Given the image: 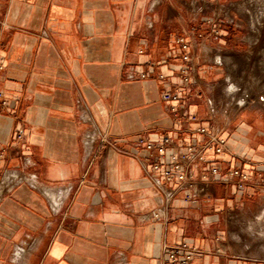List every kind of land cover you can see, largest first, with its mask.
<instances>
[{
    "label": "crops",
    "instance_id": "crops-1",
    "mask_svg": "<svg viewBox=\"0 0 264 264\" xmlns=\"http://www.w3.org/2000/svg\"><path fill=\"white\" fill-rule=\"evenodd\" d=\"M227 1L0 0V264H164L185 238L207 252L196 264H247L187 233L217 203L264 215V97L234 84L230 26L215 23ZM167 82L179 99H163ZM201 126L226 139L208 156L248 181L202 179L198 162L192 200L178 189L169 202L179 186L155 183L137 139L168 133L182 150L205 141Z\"/></svg>",
    "mask_w": 264,
    "mask_h": 264
},
{
    "label": "rangeland",
    "instance_id": "rangeland-1",
    "mask_svg": "<svg viewBox=\"0 0 264 264\" xmlns=\"http://www.w3.org/2000/svg\"><path fill=\"white\" fill-rule=\"evenodd\" d=\"M225 4L224 15L216 18L215 23L230 26L225 40L226 47L236 52L232 53L236 58L235 72L238 77L234 84L236 87L245 86L249 93L257 92L264 97V0H229ZM216 55L221 56V53ZM214 86L217 102L222 105L230 87L226 76H219ZM242 201L229 208L218 203V207H207L204 216L209 217L202 216V230L188 229L187 233L192 234L195 240L209 243L213 257L222 255L226 250L228 257L225 258L229 262L264 264L263 209L258 208L256 203L243 207ZM217 214L219 221L212 222V216Z\"/></svg>",
    "mask_w": 264,
    "mask_h": 264
},
{
    "label": "built area",
    "instance_id": "built-area-1",
    "mask_svg": "<svg viewBox=\"0 0 264 264\" xmlns=\"http://www.w3.org/2000/svg\"><path fill=\"white\" fill-rule=\"evenodd\" d=\"M177 43L180 44L183 50H187L189 47L188 42L183 37L177 38ZM182 58L185 65L181 68L180 72L183 83L187 86L191 82L190 78L193 64L190 54L185 53ZM145 76L146 73H140L141 78ZM131 77H135V73H132ZM160 77L165 79L164 75ZM165 87L166 89L162 94L163 99L176 100L180 98L179 92L173 90L169 82L166 83ZM198 132L207 135L205 141L202 143L194 141L188 142L182 150H178L175 147V138L168 133H164L159 140L150 139L145 135L137 139V146L142 147L146 151L144 158H141L143 166L146 169L151 166L154 172L160 173L159 175H152L155 183L164 190L166 189L165 185L168 184H176L179 186L173 187L167 192L169 202L175 196L178 189L185 191V201L192 200L193 193L191 192L192 187L190 186L193 184V179H195L194 167L198 162L203 164L199 167L202 170L200 174L202 179L218 180L225 183L235 180L240 190L245 187L248 181V175L240 169L222 172L215 160L208 156L210 152L218 154L223 152L226 144L224 137L218 134L217 131L214 133L211 132L207 126L199 127ZM22 137L23 134L21 133L19 138L21 139ZM207 163L209 166L205 167L204 164ZM164 213L165 211L158 210L154 213V216L160 218ZM206 253L199 245L185 238L178 243L164 245L163 262L164 264H196V258L204 256Z\"/></svg>",
    "mask_w": 264,
    "mask_h": 264
},
{
    "label": "bare ground",
    "instance_id": "bare-ground-1",
    "mask_svg": "<svg viewBox=\"0 0 264 264\" xmlns=\"http://www.w3.org/2000/svg\"><path fill=\"white\" fill-rule=\"evenodd\" d=\"M219 58H220V56L218 55L216 59H219ZM234 88H235V86H233V90H234ZM233 90H232V92H233ZM257 97H258V96H257ZM242 100H243V99H242ZM242 100H240V103L243 102ZM244 101H245V100H244ZM243 103H244V102H243ZM252 225H253V224H252Z\"/></svg>",
    "mask_w": 264,
    "mask_h": 264
}]
</instances>
